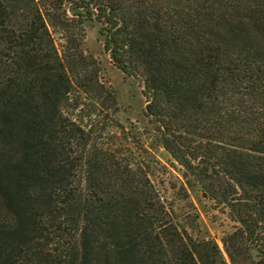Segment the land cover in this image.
<instances>
[{
  "label": "trees",
  "instance_id": "16d2710c",
  "mask_svg": "<svg viewBox=\"0 0 264 264\" xmlns=\"http://www.w3.org/2000/svg\"><path fill=\"white\" fill-rule=\"evenodd\" d=\"M92 23L142 78L135 151L68 113ZM158 148L227 209L223 248L153 182ZM0 264H264V0H0Z\"/></svg>",
  "mask_w": 264,
  "mask_h": 264
},
{
  "label": "rangeland",
  "instance_id": "374dc122",
  "mask_svg": "<svg viewBox=\"0 0 264 264\" xmlns=\"http://www.w3.org/2000/svg\"><path fill=\"white\" fill-rule=\"evenodd\" d=\"M53 37L61 48L63 40L60 35L53 32ZM83 49L91 65L84 73H78L80 77L72 78L73 87L67 103L68 113L85 125L97 123L96 132L101 141L121 140L126 151H135L131 136L136 130L143 132L144 137H147L146 142H150L149 129L144 125L146 118L143 110L147 98L141 76L127 75L112 63L97 23L87 27ZM109 90L116 94L118 109L115 112L100 104L101 97ZM118 125L123 126L124 132ZM153 153L152 156L159 159L161 164L151 178L167 203L174 207L181 218L197 225L202 233H208L223 248L222 238L233 230L234 225L227 209L206 197L201 196L198 199L192 193L184 199L181 198L178 190L183 168L163 148L154 149Z\"/></svg>",
  "mask_w": 264,
  "mask_h": 264
}]
</instances>
